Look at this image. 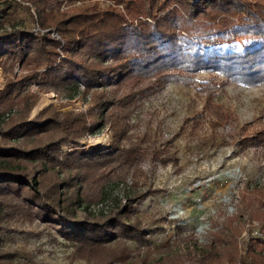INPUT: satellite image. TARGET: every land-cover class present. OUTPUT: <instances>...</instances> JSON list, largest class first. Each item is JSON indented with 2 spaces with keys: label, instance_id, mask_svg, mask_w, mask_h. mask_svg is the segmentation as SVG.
Segmentation results:
<instances>
[{
  "label": "rangeland",
  "instance_id": "obj_1",
  "mask_svg": "<svg viewBox=\"0 0 264 264\" xmlns=\"http://www.w3.org/2000/svg\"><path fill=\"white\" fill-rule=\"evenodd\" d=\"M3 1L0 33L37 27L30 0H7L5 6ZM80 1L77 8L109 7L108 1ZM131 1L115 8L124 15V26L141 18L133 19L126 11L125 4ZM58 3L51 2L45 12H60ZM256 41L239 38L229 45L244 48ZM6 68L7 63L0 62V90L9 79L27 73L17 63L12 75ZM174 72L192 82H155L159 75ZM143 86L147 87L141 91ZM26 89L22 100L7 98L0 104V110L14 104L21 111L13 110L8 122H39L38 139L60 138L62 153L75 155L66 160L62 153L49 152L54 171L43 178L47 192H52L53 181L65 180L60 187H67L63 199L72 209H78L75 200L81 201L99 214L87 219H120L141 234L105 243V248L114 249L97 248L95 258L88 259L75 253L73 241L31 220L27 211H14L13 205L0 224V264H97L111 254L110 264H202L208 251L219 250L215 235L240 211L252 218L244 216V227L236 236L240 257L236 264L249 260L245 248L253 236L251 229L258 228L264 238V80L249 86L216 71L167 69L132 76L118 88L94 87L71 98L67 92L58 95L60 89L35 83ZM31 101L33 106L22 112ZM118 101L107 112L102 107L103 102ZM212 106L224 111L221 120L215 119L218 114ZM50 119L57 125L46 126ZM68 140L72 142L66 145ZM79 155L84 158L78 160ZM56 163L67 164V171L57 172Z\"/></svg>",
  "mask_w": 264,
  "mask_h": 264
},
{
  "label": "trees",
  "instance_id": "obj_2",
  "mask_svg": "<svg viewBox=\"0 0 264 264\" xmlns=\"http://www.w3.org/2000/svg\"><path fill=\"white\" fill-rule=\"evenodd\" d=\"M30 1L36 10L37 27L0 33V62L8 66L5 72L14 74L15 63L27 71L7 81L5 89L0 90V104L7 98L22 100L25 97L20 94L33 83L39 88L60 89L58 95L67 92L66 96L71 98L94 87L118 88L132 76L167 69L216 71L228 80L249 86L264 80V0H132L125 4L126 11L133 19L141 17L135 23L132 21L133 26H124V15L115 10L125 0H103L109 2V7H76L66 14L45 12L56 0ZM9 3L2 2L4 6ZM239 38L257 41L244 48L230 47L229 43ZM155 79L161 85L169 79L192 82L178 72L164 73ZM33 101L23 105L22 112L30 109ZM118 103L103 102L102 107L107 112ZM215 107L212 106L218 114L215 119L221 120L224 111ZM15 109L13 104L0 110V224L10 216L8 208L15 205L14 211H27L31 220L45 223L58 235L73 241L75 253L88 259L95 258L92 254L97 248L109 252L114 249L105 248V243L113 244L122 236L137 238L141 230L133 224L112 218L100 222L87 219L85 216L94 218L99 214L91 213L88 205L78 200L74 201L78 209L67 205L63 199L67 187H60L65 180L53 181L52 192H47L43 178L54 171L49 166L48 154L62 153L63 144L60 138L38 139L37 132L42 128L39 122H8ZM56 125L55 119H50L46 126ZM63 155L66 160L75 157L70 153ZM81 155L78 160L84 158ZM56 165L57 172L67 171V164ZM245 215L252 218L240 211L228 219L215 235L219 250L208 251L202 264H236L240 258L236 236L244 227ZM262 235L259 231L248 240L245 254L249 260L241 259V264H264ZM113 257L106 256L97 264H110Z\"/></svg>",
  "mask_w": 264,
  "mask_h": 264
},
{
  "label": "built area",
  "instance_id": "obj_3",
  "mask_svg": "<svg viewBox=\"0 0 264 264\" xmlns=\"http://www.w3.org/2000/svg\"><path fill=\"white\" fill-rule=\"evenodd\" d=\"M107 2V1H106ZM80 0H59V3L57 4V10L60 12H66L71 7H76L80 5ZM259 233V229H251V234L256 235ZM247 235V231L243 232V237Z\"/></svg>",
  "mask_w": 264,
  "mask_h": 264
}]
</instances>
